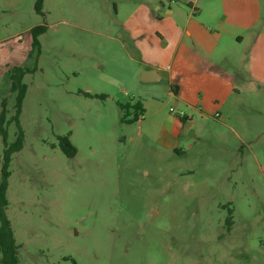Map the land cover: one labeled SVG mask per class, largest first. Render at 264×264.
<instances>
[{
  "label": "rangeland",
  "instance_id": "rangeland-1",
  "mask_svg": "<svg viewBox=\"0 0 264 264\" xmlns=\"http://www.w3.org/2000/svg\"><path fill=\"white\" fill-rule=\"evenodd\" d=\"M35 1L0 0L9 143L18 132L10 70L36 66L24 77L25 141L8 188L20 264H264V173L249 150L263 162L264 96L243 95L250 107L231 113L228 126L184 130L180 118L199 114L178 101L170 79L140 80L142 57L160 62L161 52L150 34L119 26L122 0H44L43 14ZM38 24L47 25L40 54ZM137 100L144 112L124 116L120 105ZM63 135L78 148L72 158ZM4 150L0 132V176Z\"/></svg>",
  "mask_w": 264,
  "mask_h": 264
},
{
  "label": "crops",
  "instance_id": "crops-1",
  "mask_svg": "<svg viewBox=\"0 0 264 264\" xmlns=\"http://www.w3.org/2000/svg\"><path fill=\"white\" fill-rule=\"evenodd\" d=\"M135 2H115L118 24L151 35L147 41L160 50L161 61L143 56L140 74L153 70L151 78L170 79L178 101L199 114L180 118L184 130L227 125L231 113L250 107L243 95L264 96V0H146L141 8ZM232 129L241 146L251 145L246 133ZM249 150L264 173V160Z\"/></svg>",
  "mask_w": 264,
  "mask_h": 264
},
{
  "label": "trees",
  "instance_id": "trees-1",
  "mask_svg": "<svg viewBox=\"0 0 264 264\" xmlns=\"http://www.w3.org/2000/svg\"><path fill=\"white\" fill-rule=\"evenodd\" d=\"M44 0L35 1V10L37 13L43 14ZM46 24H38L31 29L32 33V47L37 50L38 54L41 52L40 35L46 32ZM36 66L29 68L27 66L15 65L10 70V80H11V90L16 92V103H15V114L14 120L18 128L16 139L9 143L7 141V131L3 127V120L5 116L4 102H2L3 109L0 112V132L5 143V150L3 156V162L1 166V176H0V254H1V264H20L19 248L20 245L17 242L15 232L13 229L12 221L8 216L7 209L9 206L8 198V188L9 179L11 176L10 165L12 161V156L15 152L22 149L25 141V132L21 125L20 116L23 109V102L26 96L28 85L24 81V77L29 72H34ZM87 96H93L90 93L85 92ZM98 96V95H97ZM120 107L124 111V116L130 114V109H134L135 116L134 120L139 118V111L144 112V106L142 101L137 100L133 103L121 104ZM132 121L133 119H128ZM59 145L61 150L70 158L74 157L78 148L71 141L69 135H63L59 137ZM232 216L230 215L227 219L229 224H232ZM73 264H78L74 258H71Z\"/></svg>",
  "mask_w": 264,
  "mask_h": 264
},
{
  "label": "water",
  "instance_id": "water-1",
  "mask_svg": "<svg viewBox=\"0 0 264 264\" xmlns=\"http://www.w3.org/2000/svg\"><path fill=\"white\" fill-rule=\"evenodd\" d=\"M155 74L153 70H147L142 72L141 76H140V80L143 82H148V81H156L159 78H151V75Z\"/></svg>",
  "mask_w": 264,
  "mask_h": 264
}]
</instances>
